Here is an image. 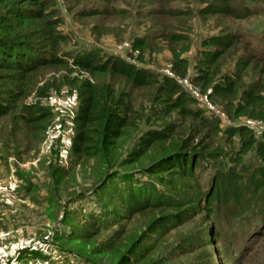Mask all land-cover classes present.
<instances>
[{
    "label": "rangeland",
    "instance_id": "1",
    "mask_svg": "<svg viewBox=\"0 0 264 264\" xmlns=\"http://www.w3.org/2000/svg\"><path fill=\"white\" fill-rule=\"evenodd\" d=\"M45 1L49 16L60 21L57 30L64 39L59 55L73 58L94 51L134 61L159 77L172 74L184 81L188 93L195 97L198 92L215 110L196 100L190 105L201 118L177 111L164 115L153 102L155 87L134 90L130 121L135 126L108 153L81 156L72 150L78 94L65 84L66 77L78 73L71 65L42 69L34 77L32 93L0 116V264H264V230L257 233L261 227L231 210L210 219L196 205L178 200L166 184L164 161L171 150L189 143L223 152L220 159L229 164L239 137L228 140V127L254 125L256 135L264 132L260 121L231 118L245 90L264 95V60L254 56L264 53V0H234V8L254 11L243 17L209 11L228 5L224 0ZM4 10L0 3V13ZM19 31L27 35L29 30L17 27L11 32ZM173 34L188 40L175 43L169 38ZM227 34L242 38L223 50L212 70L216 80L239 72L236 99L213 88L205 93L193 81L203 41ZM138 37L149 44L140 61L133 49ZM186 44L190 48L182 57L188 70L181 75L174 70L173 49L180 51ZM47 83L56 86L40 97L37 91ZM6 87L0 81V96ZM37 103L52 116L26 122L37 113L29 106ZM168 125L167 139L142 143L149 131ZM133 152L138 153L135 160L130 158ZM252 156L245 157L246 165ZM202 177L207 183L211 176L202 172ZM175 182L183 184L182 179Z\"/></svg>",
    "mask_w": 264,
    "mask_h": 264
},
{
    "label": "trees",
    "instance_id": "2",
    "mask_svg": "<svg viewBox=\"0 0 264 264\" xmlns=\"http://www.w3.org/2000/svg\"><path fill=\"white\" fill-rule=\"evenodd\" d=\"M224 1L228 5H216L209 11L240 17L254 12L249 8H234V0ZM0 3L5 9L0 13V81L8 86L4 95L0 96V116L9 112L11 104L18 103L32 93L34 77L42 69L68 68L71 65L78 75L66 77L65 84L78 94L79 108L74 117L72 146L77 155L100 156L118 145L119 140L126 135L127 128L135 126L130 121V111L132 93L137 89L156 88L153 102L159 104V113L167 115L177 111L186 117H203L200 111L190 105L196 99L174 77H159L145 67L115 55L102 57L94 51L73 58L59 55L64 39L57 30L60 21L49 16L51 11H48L45 0H2ZM17 27L27 28V35L20 31L12 33ZM169 38L175 43L188 40L184 34H173ZM241 38L233 34L213 35L203 41L199 74L193 79L201 85L203 92L213 88L214 93L221 96L238 98L239 72H228L217 81V72L212 68L218 64L223 50ZM148 48L149 44L143 38L134 40L133 49L139 53L137 61L143 60ZM189 48L186 44L180 51L173 49L174 70L178 74L185 75L188 70V61L182 54ZM254 56L264 60V53ZM66 58L72 60L71 64ZM84 75H89L91 79ZM113 79L123 81V86H117L119 83L113 82ZM55 86L54 83H47L37 94L40 97L48 95ZM234 107L231 118L246 117L264 123V95L261 92L245 90ZM29 109L37 112L35 116L26 118L29 123L52 116L38 103L29 106ZM170 126L149 131L142 137V143L150 145L156 140L167 139ZM215 128L218 130V125ZM224 132L228 140L239 137V148L230 157L231 163L226 164L220 159L223 152L190 146L189 143L178 145L164 157L168 173L166 184L172 188L178 200L186 202L191 208L196 205L210 219L221 211L231 210L237 217L261 227L257 229V233H261L260 230H264V132L258 136L247 125L230 126ZM251 153L253 159L246 165L245 157ZM224 154L228 156L229 153ZM137 156L138 153L133 152L130 158L135 160ZM202 172H208L211 176L207 183ZM178 179H182L183 184L175 182ZM239 185L242 186L241 190ZM213 234L220 236L216 229H213Z\"/></svg>",
    "mask_w": 264,
    "mask_h": 264
},
{
    "label": "built area",
    "instance_id": "3",
    "mask_svg": "<svg viewBox=\"0 0 264 264\" xmlns=\"http://www.w3.org/2000/svg\"><path fill=\"white\" fill-rule=\"evenodd\" d=\"M130 62H132V63H134V64H137V65H139L138 63H136V62H134V61H130ZM169 76H171V77H174L172 74H170ZM175 78V77H174ZM176 80L180 83V84H182V83H184V81L182 80V79H177L176 78ZM185 82H187V81H185ZM188 83V82H187ZM196 94H194L195 95V99L197 100V101H199L201 104H203L205 107H207L208 109H210V110H215V106L211 103V102H209L207 99H204L198 92H195ZM249 127L252 129V130H256V127H254V125L253 126H251V125H249Z\"/></svg>",
    "mask_w": 264,
    "mask_h": 264
}]
</instances>
